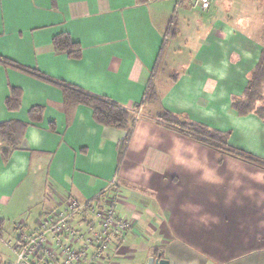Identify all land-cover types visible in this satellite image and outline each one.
<instances>
[{"label":"crops","instance_id":"1","mask_svg":"<svg viewBox=\"0 0 264 264\" xmlns=\"http://www.w3.org/2000/svg\"><path fill=\"white\" fill-rule=\"evenodd\" d=\"M55 1L0 0V56L126 108L132 134L119 159L126 130L97 124L57 87L0 66V124L44 110L8 163L0 154V219L16 209L34 230L69 199L106 197L133 223L108 253L111 264L138 254L264 264V167L157 120L166 111L229 134L230 147L264 161V121L232 106L261 58L264 0H212L207 11L189 1L177 9V0ZM61 34L81 45V60L55 52ZM10 88L23 92L17 112L6 108Z\"/></svg>","mask_w":264,"mask_h":264},{"label":"trees","instance_id":"2","mask_svg":"<svg viewBox=\"0 0 264 264\" xmlns=\"http://www.w3.org/2000/svg\"><path fill=\"white\" fill-rule=\"evenodd\" d=\"M53 1V7H56V1ZM169 36H175L173 27L169 28ZM55 52L64 54L74 60H81L83 49L80 44L75 43L69 34H61L53 39ZM0 66L11 68L28 76L34 77L40 81L57 87L64 95L65 102L72 105H82L92 109L93 117L97 124L126 130L128 136L119 144V159L129 143L133 130V115L126 108L116 104L112 100L96 96L79 87L68 84L64 81L53 79L37 70L24 67L12 60L0 56ZM264 48L261 58L253 71L247 87L244 91L243 98L233 101V109L240 115L246 116L255 113L264 121ZM23 92L19 88H10V95L6 99V108L10 112H17L21 109ZM155 96V91L150 88L146 100L151 101ZM156 100V99H155ZM44 110L41 107H35L28 113L29 122L11 121L0 124V154L5 163H8L14 152L21 149L26 131L30 123H39L43 119ZM157 120L172 128L176 132L192 137L203 145L225 151L233 157L247 159L264 167V161L259 160L251 155H246L242 151L233 149L229 146V134L220 133L210 128L183 122L179 116L169 112H161ZM55 130V125H51ZM4 221L0 219V237L5 232Z\"/></svg>","mask_w":264,"mask_h":264},{"label":"built area","instance_id":"3","mask_svg":"<svg viewBox=\"0 0 264 264\" xmlns=\"http://www.w3.org/2000/svg\"><path fill=\"white\" fill-rule=\"evenodd\" d=\"M177 1V9L186 1L202 11L212 5V0ZM15 227L19 234L13 246L14 264H107L108 253L119 246L133 223L118 214L113 199L101 197L89 202L69 199L62 211L34 230L22 222Z\"/></svg>","mask_w":264,"mask_h":264},{"label":"rangeland","instance_id":"4","mask_svg":"<svg viewBox=\"0 0 264 264\" xmlns=\"http://www.w3.org/2000/svg\"><path fill=\"white\" fill-rule=\"evenodd\" d=\"M254 23H257V21H254ZM178 44L181 45L180 42H178ZM5 211H7V213L2 214V216L5 218L6 225L5 232L3 233V236L1 235L0 237V264H14L16 261V255L13 251V246L19 233L15 230L17 232L16 233L13 230V226L15 223L22 222V219L25 218V215L16 209L12 210L11 212L7 209ZM11 228L12 230L10 231L9 229ZM145 258L144 255H131V257L117 259L113 264H149V261H146ZM107 261V264H111L110 259Z\"/></svg>","mask_w":264,"mask_h":264},{"label":"water","instance_id":"5","mask_svg":"<svg viewBox=\"0 0 264 264\" xmlns=\"http://www.w3.org/2000/svg\"><path fill=\"white\" fill-rule=\"evenodd\" d=\"M149 264H169V262L165 259L151 258Z\"/></svg>","mask_w":264,"mask_h":264}]
</instances>
